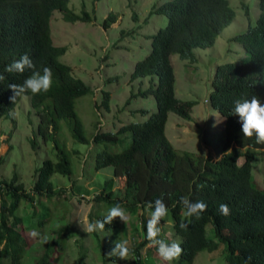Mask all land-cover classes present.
I'll list each match as a JSON object with an SVG mask.
<instances>
[{"label": "trees", "instance_id": "obj_1", "mask_svg": "<svg viewBox=\"0 0 264 264\" xmlns=\"http://www.w3.org/2000/svg\"><path fill=\"white\" fill-rule=\"evenodd\" d=\"M67 2L0 0V74L5 77L0 81V115L11 116L10 109L20 97L13 101L14 93L8 85L22 84L31 75L30 70L8 73L5 68L27 54L41 74L44 67L52 71L53 85L49 92L37 95L28 92L30 103L38 108L40 116L37 130L43 134L53 132L54 116H62L75 139L88 141L74 109V99L88 91L89 86L71 72L68 63L58 58L65 45L53 43L50 35L49 17L54 8L60 9L69 20L89 16L84 10L81 14L73 11ZM257 4L255 23L232 35L247 55L238 61L216 63L210 78L207 101L224 118L221 149L215 156L176 148L166 136L164 125L168 110L189 118L194 102L174 93L170 53L188 57L193 46L211 44L220 28L233 17L228 0H163L154 5L153 10L164 12L167 19L150 34L149 50L133 62L130 78L153 74L152 82L136 93L152 94L155 109L142 120L121 123L115 130L97 129L91 136L94 142H115L122 139L119 132L128 131L129 140L121 149L96 150L94 168L111 165L115 173H121V183L114 187L113 178L106 177L101 191L93 198L106 200L113 206L119 204L127 214L144 206L152 213L155 200L162 199L168 207L173 230L181 235L183 253L176 264H192L197 250L214 248L220 241L224 244L225 264H264V188L257 186L251 175V161L264 152V144L256 142L255 134L245 137L239 116L233 114L236 100L255 95L264 103V0H257ZM115 17L109 11L103 18V26ZM47 97L51 99L49 103L45 102ZM108 97L109 92L102 90L99 104L107 108ZM54 146L57 158L45 156L41 160L29 190L17 179L16 172L8 179L0 178V264L4 254L8 255V264L21 263L25 239L22 215L17 211L20 200L34 201L35 194L41 199L40 195L50 197L62 191L54 187L50 175L53 171L69 173L70 160L65 144L54 142ZM240 154L243 158L238 161ZM181 196L207 204L200 218H190L187 229L180 228V222L189 219L184 215ZM222 203L229 206L230 215L220 213ZM106 213L96 215L97 220H103ZM119 220L116 218L105 227L114 226ZM208 220L212 222L213 237L206 235ZM47 249L48 246L34 264L54 263L58 254L52 255ZM134 252L136 263L143 264L138 259L137 246Z\"/></svg>", "mask_w": 264, "mask_h": 264}, {"label": "rangeland", "instance_id": "obj_2", "mask_svg": "<svg viewBox=\"0 0 264 264\" xmlns=\"http://www.w3.org/2000/svg\"><path fill=\"white\" fill-rule=\"evenodd\" d=\"M161 1L68 0L73 11L81 14L84 10L89 15L74 20L65 19L58 8L52 10L49 17L52 42L65 45L58 58L68 63L71 72L89 86L88 91L74 99V109L89 140L75 139L67 119L62 116H54V131L48 126L53 132H39L38 108L31 105L28 93L21 95L10 109L11 116L0 115V178L8 179L16 172L17 179L29 190L41 160L45 156L57 158L54 142L60 146L65 144L71 167L69 173L53 171L50 175L54 187L62 189L60 194L40 195L41 199L35 194L33 202L25 198L20 200L17 211L22 215L25 239L20 264H34L47 246L52 255L58 254L53 264H137L136 246L138 259L143 264H168L158 256L157 247L149 246L144 234L151 216L145 206L127 214V224L119 220L114 226L92 233L84 231L82 226L98 221L100 213L113 207L111 202L93 198L101 191L104 179L111 176L114 187L121 183V173H115L111 165L94 168L96 150L121 149L129 140L128 131L119 132L122 139L115 142H94L92 134L97 129L115 130L121 123L142 120L155 109L152 94L136 93L152 82L153 74L130 78V71L133 62L149 50L150 34L166 22L164 12L153 10ZM228 2L234 10L233 17L220 28L211 44L193 46L192 55L188 57L170 53L174 93L194 101L189 118L168 110L164 131L178 149L213 155L221 149L224 118L207 101L210 78L216 63L238 61L247 55L232 35L253 25L258 13L257 0ZM109 11L116 17L103 26V18ZM102 90L109 92L107 108L99 104ZM50 100L47 97L45 102ZM239 148L244 149L243 146ZM242 158L240 154L238 161ZM251 175L254 183L264 188V152L252 159ZM171 222L168 213L158 225L162 229L158 238L169 243L179 242L181 235L173 230ZM205 230L207 236H214L210 220L205 223ZM125 240L130 250L129 260L108 255L115 241ZM2 264H8L7 254L2 255ZM172 264H176V260ZM192 264H225L223 242H218L214 248L197 250Z\"/></svg>", "mask_w": 264, "mask_h": 264}, {"label": "clouds", "instance_id": "obj_3", "mask_svg": "<svg viewBox=\"0 0 264 264\" xmlns=\"http://www.w3.org/2000/svg\"><path fill=\"white\" fill-rule=\"evenodd\" d=\"M26 70L31 71L22 84H9L14 95L11 97L15 101L17 96H21L30 92L32 95L41 93H47L51 90L53 85L52 71L48 67H44L42 74L41 71L36 69V65L29 55L24 54L19 60L14 61L12 64L6 66L5 71L8 73H24ZM5 79L3 74H0V81ZM233 114L238 115L242 122V132L245 137L251 138L255 134L256 142L258 144H264V103L257 96H252L250 99L243 101L236 100L234 102ZM180 203L186 209L184 215L189 219L187 222L182 220L180 222V228L187 229L191 223V217L195 216L200 218L201 214L207 210V204L203 201L193 202L188 196H181ZM155 210L151 213L150 218L147 220L146 239L149 242V246L157 247L158 256L167 261L168 264H172V261L179 260L183 248L181 243L173 241L168 243L164 239H159L161 234V221L168 215V207L162 199H156ZM219 211L222 215H230V209L227 204H220ZM119 218L122 222L128 223V215L119 204L111 207L105 214L104 219L101 221L87 222L82 224L84 231L87 233L103 231L105 224H111L113 220ZM34 235H37L34 233ZM45 242L47 238H45ZM109 256H116L120 260L130 259V250L128 242H114V247L108 253Z\"/></svg>", "mask_w": 264, "mask_h": 264}, {"label": "crops", "instance_id": "obj_4", "mask_svg": "<svg viewBox=\"0 0 264 264\" xmlns=\"http://www.w3.org/2000/svg\"><path fill=\"white\" fill-rule=\"evenodd\" d=\"M170 57H171V55H170ZM171 61V60H170ZM215 156V155H214Z\"/></svg>", "mask_w": 264, "mask_h": 264}]
</instances>
